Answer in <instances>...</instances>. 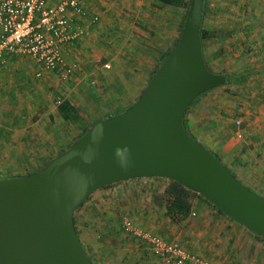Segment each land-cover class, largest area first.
Wrapping results in <instances>:
<instances>
[{"label":"crops","instance_id":"1","mask_svg":"<svg viewBox=\"0 0 264 264\" xmlns=\"http://www.w3.org/2000/svg\"><path fill=\"white\" fill-rule=\"evenodd\" d=\"M159 1L145 0L143 5L141 0H83L88 14L74 16V22L85 25V33L63 47L66 59L77 61L79 65L67 78L46 69L37 75L39 64L30 55L2 52L1 168H32L25 173L11 174L25 175L43 168L51 158L63 152V147L70 146V123L50 97L55 89L58 92L55 98L68 99L77 108H85L83 104L89 100L84 97L87 93H84V80L89 77L105 88L110 84L109 88H116L112 93L108 90L103 94L111 100L108 102L121 104L132 100L142 77L136 82L133 76L128 78V72L133 71L131 57H141V70L148 71L152 63H148V59L144 63V57L163 56L175 43V25L180 21V11L176 13L174 9L172 20L168 19L165 6L156 4ZM94 13L99 18L92 22L89 18ZM167 22L171 26L166 27ZM206 30L205 61L211 70L225 73L227 82L203 91L191 102L184 114L185 127L201 144L215 152L241 181L264 195V0H207ZM219 62L221 65L217 67ZM81 108L86 115L81 126L113 115H103L99 109L91 118L88 116L91 110ZM236 119L241 120L240 126ZM240 129L242 136L238 135ZM155 177L164 178L162 189L165 190L169 185L165 181L167 177L143 176L103 185L89 197L97 208H103L100 204L111 196L113 201L104 208L113 206L127 213H134L136 206L138 209L145 206L142 215L148 218L141 220L143 226L176 239L198 254L212 261L216 259L219 264L223 262L219 260L220 255L227 256V251H232L239 243V235L263 249V237L258 240L246 224L200 196L198 191L193 195L190 214L180 220H173L166 212V204L154 198L155 188L148 196L149 205L142 203L138 187ZM104 208L102 210H106ZM139 242L145 252L161 264L149 246L144 241Z\"/></svg>","mask_w":264,"mask_h":264},{"label":"water","instance_id":"2","mask_svg":"<svg viewBox=\"0 0 264 264\" xmlns=\"http://www.w3.org/2000/svg\"><path fill=\"white\" fill-rule=\"evenodd\" d=\"M204 2L189 1L176 42L130 106L96 119L43 168L0 177V264H94L75 228L76 209L103 185L143 176L179 180L264 235V195L184 124L200 93L227 82L205 61Z\"/></svg>","mask_w":264,"mask_h":264},{"label":"rangeland","instance_id":"3","mask_svg":"<svg viewBox=\"0 0 264 264\" xmlns=\"http://www.w3.org/2000/svg\"><path fill=\"white\" fill-rule=\"evenodd\" d=\"M142 4L145 5V0H141ZM188 2L190 0H185ZM159 3L161 6H165V10L169 15L168 19L172 20L173 17V10L175 9L176 13L178 10L180 11V21L179 23H176L175 29H176V37L175 42L177 40V37L179 35L183 19L185 17V13L188 6L184 5H177L174 3H162L160 0L159 2H156V4ZM161 8V7H160ZM204 27L206 28V11L203 17L202 21ZM169 27L171 24L167 22ZM164 25V24H163ZM166 25V23H165ZM164 25V26H165ZM152 29V28H151ZM150 30V35L153 33ZM145 35V33H142ZM205 43H206V37H204V52H205ZM164 56V55H163ZM162 55L157 57H144V63H152V65L149 66L148 71H142L141 70V57L139 56H132L131 59H134L133 64V71L128 72V78L134 77L133 82H136L137 79L142 77V83L141 86L137 89V93L134 94L132 100L127 103H121L117 104L115 102H108L111 101L109 98H105L103 94L106 93V91H115V87H103L102 85H99L97 81H91V78L87 77L86 80H84V97L87 96L88 100H85L84 107L81 108L78 107V111L80 114V117L78 120L81 121L85 119V114L82 113L83 111L79 108L86 111V109L91 110V113H88V116L93 118L91 114L94 112H100L99 109H102L103 115L108 114H117L119 111H123L128 106H130L139 96V94L144 90L148 79L153 74V72L156 70L157 66L159 65L160 61L162 60ZM154 59V61H153ZM221 60V57H219V61ZM149 65V64H148ZM220 62L217 64V67H220ZM144 68H146V65H144ZM124 81V80H123ZM119 83V82H118ZM129 84V82H128ZM86 88V89H85ZM73 89V88H72ZM230 90V88H227ZM238 91V88H233V91ZM72 91V90H71ZM58 92L56 89L52 92V101L55 104H58L59 102L55 99V96ZM129 93V91H128ZM106 99V100H105ZM108 100V101H107ZM92 103V104H91ZM110 109V110H108ZM69 122V121H68ZM83 122V121H82ZM70 123V122H69ZM90 124V121L88 123ZM70 134L71 137V143H73L76 138L79 137V134L82 132V128L80 126H77L75 124L70 123ZM66 146L61 149L65 150ZM32 168H11L8 170H5V168L0 167V176L1 177H11V174H20L31 171ZM156 179L153 180H147L148 182H143L141 185H139V193L142 200V203H146V205H149V197L151 194V191L155 188V195L154 198L158 201H161L164 199V193L165 190H163L164 186V178L162 177H155ZM165 181H168L170 184V178H165ZM114 183V182H113ZM132 189H134L131 186ZM131 190V189H129ZM128 190V191H129ZM135 195H137V191L135 192ZM139 195V194H138ZM139 198V197H138ZM138 198L136 199V205L138 204ZM90 197H88L76 210H77V216L75 218V228L78 232V235L81 239V242L86 250V253L90 257V259L94 262V264H160L159 261H154L152 257L148 255L147 252H145V248H142V243H140L139 239L131 236L130 234H127L123 231L122 226V220L125 215H129L134 220L143 225L141 222L142 219H146L148 217L143 216L142 209H138L137 206L135 207V211L127 213L125 209L120 210L118 208H114L113 206H110L109 209L104 208L105 204L109 205L110 201H113L111 196H108V199L104 200L100 206L103 207L106 210H102L103 208H97L94 201H91ZM125 204V203H124ZM141 213V214H140ZM105 221V222H104ZM154 222V221H153ZM248 227V226H247ZM250 229V228H249ZM152 230V229H151ZM154 231V230H153ZM258 240H260L261 236H258ZM239 243L236 244V246H233L232 251H227V256H224L223 254L220 255L219 260L221 259L223 262L221 264H264V247L263 249L259 248L257 244L255 243H249L248 241L244 240V238L239 235L238 236ZM258 242V241H257ZM258 249V250H257ZM257 250V251H256ZM263 252V253H262ZM215 262L217 261L214 259ZM213 260V262H214ZM217 261L216 263H218Z\"/></svg>","mask_w":264,"mask_h":264},{"label":"built area","instance_id":"4","mask_svg":"<svg viewBox=\"0 0 264 264\" xmlns=\"http://www.w3.org/2000/svg\"><path fill=\"white\" fill-rule=\"evenodd\" d=\"M87 14L83 0H0V56L2 52L30 55L39 64L37 75L46 69L67 78L79 65L66 59L63 47L85 33V25L75 24L74 16ZM98 18L94 13L89 19L95 22ZM235 122L240 126V119ZM238 135H243L241 129ZM122 226L124 232L144 241L161 264H217L180 241L137 223L129 215L123 217Z\"/></svg>","mask_w":264,"mask_h":264},{"label":"trees","instance_id":"5","mask_svg":"<svg viewBox=\"0 0 264 264\" xmlns=\"http://www.w3.org/2000/svg\"><path fill=\"white\" fill-rule=\"evenodd\" d=\"M161 1L165 2V3H174L177 5L188 6V2H186L185 0H161ZM206 2H207V0H205V2H204L203 17H204L205 11H206ZM203 17H202V21H203ZM206 33H207V30L202 23V25H201L202 42H204V37H206ZM167 53L168 52H166V54ZM163 57H162V59H163ZM140 94H139V96H140ZM57 106H58L57 108H58L59 112L61 113V115L63 116V118L65 120L69 121L72 124L80 126L82 128V132H81V134H79V136L82 135L92 125V123H90V124H86L84 126H81L83 120L81 121V123L78 120V118L80 117L78 108L76 106H74L68 99H61ZM65 150H63V151H65ZM213 153L218 157V155L215 152H213ZM196 192H197L196 190H193V189L187 187L186 185L181 183L179 180L170 178V184L167 186V189L165 190V193H164V200H162L166 204L167 214L170 215V217L173 220H180V219L187 217L191 212L192 198ZM199 195L204 197L202 194H199ZM214 205L218 206L215 203H214ZM255 234L257 236H261L264 238V235H261L258 233H255Z\"/></svg>","mask_w":264,"mask_h":264}]
</instances>
